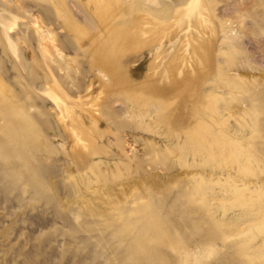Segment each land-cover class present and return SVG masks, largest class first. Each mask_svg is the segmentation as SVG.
<instances>
[{"label":"rangeland","instance_id":"374dc122","mask_svg":"<svg viewBox=\"0 0 264 264\" xmlns=\"http://www.w3.org/2000/svg\"><path fill=\"white\" fill-rule=\"evenodd\" d=\"M15 1L21 7V12L15 14L14 8H11L13 15L16 16L15 26L7 32L15 44V55L8 47L4 29L0 25V126L7 127L8 121L12 125L9 126L12 137L6 139V143L14 145V149L13 147L10 149L8 156L17 159L14 153L16 151L21 154L22 159L26 154V157L24 156L26 159L23 160L27 161H11L12 166L15 167L12 169H7L5 165L7 161H0V264H264V255L256 259L257 254L252 253L250 260L242 256L240 249L244 246L241 247L238 244V237L232 236L224 240L219 229L213 224L214 220L212 216L210 217L212 213L191 215L184 208L186 201L181 197L184 189L183 171L189 169L200 171L202 167L190 165L191 158L186 156L183 148L177 153L180 161H187L188 167L183 166L182 162H179L177 166L178 159L168 154L164 162L168 164L169 161L170 164L171 161V165L165 164L164 171L158 168V170L150 169L147 165L146 171L143 169L140 173L135 168L139 165L134 156L139 155L143 140L146 142L152 140L156 146L165 145L171 150L177 148L176 146L179 148L182 146V142L180 143L182 134L192 124L191 115L194 113L190 110L192 96L189 95L180 100L173 91H167L162 99L170 103V107L174 105L171 109L168 107L166 117L172 116L174 111L175 115L173 118H168L167 125L160 124L158 128L147 130L133 129L132 126L130 127L131 124H127L120 118V120L115 119L119 129L116 126L114 128L109 123L111 117L101 105L99 118L95 123L97 132L101 136L97 138V148L102 145L108 146L111 140L108 136L111 137L112 134L116 140L123 139L124 134H129L136 136L134 137L135 144H133L135 149H132L135 153L126 148L122 154L116 152L115 147L112 146L113 153H108L106 156L101 151L95 154L98 149L89 155L95 164H104L103 167H108L103 172L107 178L115 172L113 175L118 173L121 175V180L118 182L131 181L129 178L135 177L132 180L135 183L142 178L140 185L143 186L147 181L145 185L152 189L153 197L156 200L164 198L165 207L163 206L162 209L164 214L162 217L166 219L168 215L167 220L172 217L186 222L153 230L143 224H138L139 227L134 228L130 226L116 228L104 225L99 222L102 219L89 216L86 210L79 208L78 204L81 200L88 202V205H95L97 203L95 199L99 195L91 193L89 185L85 186L86 188L80 185L82 194L79 193V195L68 191L75 184L74 179L76 178L77 182L79 180L76 172H72L73 180L68 177L70 174L68 171L74 168L70 159L74 146L71 130L79 133L82 126L91 128L93 119L90 116L89 107L93 97L116 100L121 98L120 91L114 83L104 86L105 80H100L99 76L90 70L91 55L88 51V42L77 40L74 31L70 30L71 25L76 23L81 28L93 31V22L86 11L81 10L80 15H77L74 9L84 8L87 0ZM189 1L120 0L124 16L116 21L118 25L123 23L119 26L131 25L136 17L142 23L143 28H152L153 21L171 22L173 17L178 18L174 25L166 28L160 42L150 43L142 52L127 54L128 60L125 63L130 66L135 84L142 80L151 61L154 68L148 72L149 79L159 87L167 86L169 79L179 80L183 76L189 78L190 75L195 77L197 96L194 99L197 97L199 119L204 121L209 122V116L204 110V104L210 97L209 94L211 97L215 94L217 98L215 105L219 110L225 104L223 100L226 103H233V112L232 110L231 114L229 112L230 119L228 118L229 122L228 120L227 122L236 131H241V135L246 138L243 141V148L255 159V165L253 161L242 162L254 171L256 170V173L241 179L234 174L232 168L229 171L224 169L225 173L224 170L216 167L211 174L213 178L222 174L225 177L231 175L235 180L231 183L233 186H239L240 182L245 183L244 187L239 186L241 190L237 189L240 193L244 192L251 196L257 192L264 193V0H200L198 8L193 10L187 7ZM1 7L0 4V9ZM24 10L36 16L43 29L54 34L56 47L61 53V58L55 57L54 61L57 63H45L42 60L37 37L29 27L30 17L23 13ZM4 16L8 18L7 14ZM168 18L170 19L167 20ZM201 38L211 41L210 58L205 69L198 65L195 53L197 43ZM171 59H175L171 65H177V69L175 72L169 69L168 77L165 78V69ZM232 60L236 61L232 62ZM66 62L70 64L67 65ZM226 64L231 66L223 69V66H227ZM46 65L50 66L56 83L64 92L62 95L64 105L61 109L62 116H64L63 123L58 121L59 111L46 100L42 92L50 81ZM64 68L68 71V76L64 74ZM225 79L226 83H224ZM228 82H232L231 84L237 86L238 89L231 90ZM233 97L235 100L231 101ZM177 102L181 108L180 106L177 108L179 105ZM183 102L187 103L186 106L184 105L185 108L182 106ZM18 109H22L19 114L16 113ZM64 110L67 115H64ZM130 110L129 107L127 115L131 113ZM234 110H238L239 115L234 114L236 113ZM240 110L245 112H240ZM171 112H173L172 115ZM23 113L31 115L37 128L27 130ZM7 115L10 119L7 118L6 122L4 119ZM240 117L243 121L239 119ZM178 121L181 123L179 124ZM138 131H142V135ZM39 141L42 145L38 144ZM45 149L56 158L44 161L45 156L37 158L38 154H35L36 157H29L30 153ZM164 150L160 148V151L165 152ZM28 157L33 159L29 161ZM126 158L132 160L126 162ZM129 161L135 167L130 166ZM131 171H133L132 178L129 175ZM48 175L51 176V180L46 178ZM239 175L242 176V173ZM45 178L47 183H45ZM92 186L96 187V185ZM22 189H28L29 193H22ZM236 208L237 206H230L225 211L216 208L213 217L231 223L239 230L250 227L257 217V207L251 206L233 212ZM148 230L151 231L150 234ZM252 232L256 234L251 241L252 244L258 242L259 238H264V230L256 231L253 228ZM245 238L247 241L251 240L248 232L246 236H241L240 240H245ZM246 242L244 243L249 245ZM143 248L146 250L148 248L146 256L140 253ZM144 257L152 259L153 262Z\"/></svg>","mask_w":264,"mask_h":264},{"label":"bare ground","instance_id":"6f19581e","mask_svg":"<svg viewBox=\"0 0 264 264\" xmlns=\"http://www.w3.org/2000/svg\"><path fill=\"white\" fill-rule=\"evenodd\" d=\"M0 4L2 5L0 9V25L4 29V32H5L4 35H5L6 41L8 42V47L10 48L11 52H13L15 55V44L9 38V35L7 34V32L12 30L15 26L16 16L13 15L11 8H14L15 14H19V11L21 12V7L18 5V3L15 0H0ZM199 5H200V0H190L187 3V7L189 10L197 9ZM74 9L77 15H80L81 10L84 12L86 11L88 17L93 22V27H94L93 31L87 28H81L76 23L72 24L71 29H70L74 31L77 40H80V41L84 40L88 42V45H87L88 51L91 55L90 70H92L93 73L99 76L100 80L102 81L105 80L104 81L105 83L103 82L104 86H108V84L112 85L114 83L117 90L120 91V95H121V98L116 99V100H111L112 98L106 99V97L101 99L99 96L93 97L92 103L89 107L90 116L94 120V121L93 120L91 121V128L82 126L81 131L79 133H75L74 131L71 130L72 143L74 146H73V152L70 154V159L72 160L71 162L74 168L68 171L70 172L68 177L70 179L72 178L73 180L74 174L72 172H76L78 174L79 180L77 182L75 178L74 179L75 184L71 188H69V190L68 189L67 190L70 191L71 193L73 192L79 195V193L82 194L80 185H82L83 187L89 185L88 187L90 188L91 193H96L99 195V197L95 199V201H97L95 205H88V202L81 200V202L78 204V206L80 205L79 208L86 210L89 216L97 217V218L99 217L100 219H102L99 222L103 223L104 225L114 226L116 228H120V227L124 228L128 226L134 228L138 226V224L139 225L143 224L145 225V227L147 226L149 229L153 230L154 228H168V226L170 225H176V224L178 225V224H182L186 222L185 220H183L184 221L183 222L182 219L181 221H179L172 217L167 220V217H169L168 215L166 219H164L165 217L164 218L162 217V214H163L162 209L165 203L164 198L162 199L159 198L160 200H156L153 197L154 194H152V189H150L149 186L145 185L147 181L144 182L143 186L140 185L142 178L138 179V181L135 183L134 181L132 182V180H134L135 177L133 179L129 178V180L131 181L126 180V182H123L124 181L123 180L121 182H118V180L119 181L121 180L120 179L121 175L119 173L113 175V173L115 172L112 173V176H110V178H107L104 176L103 172L106 169H108V167L107 168L106 166L103 167L104 164L103 165H98L97 163L95 164V162L91 161L89 155L92 154L96 149H98L95 154L101 151L106 156V154L108 153H113L112 148H111L112 146L115 147L116 152L118 151L120 153L125 151L126 148L127 150L135 149L133 148V144H135L134 137L136 136L133 137L132 135H129L127 133L129 136L124 134L125 137L123 139L119 138V140L118 139L116 140L114 137H112L113 136L112 132H111L112 138L108 136L109 137L108 139H111L109 141V145L108 146L102 145L101 147L98 146L97 148V143H98L97 138L98 137L100 138L101 136H99L97 132L95 123L96 121H98L99 108L101 105L105 107L107 115L111 117L109 123H111L114 128L115 126L117 127V124H116L117 121L115 123V119L120 118L123 121L127 122V124L129 125L131 124L130 127L132 126L133 129L147 130L150 128L152 129L158 128V125L160 124L165 125L166 123H168V120H169L168 118L169 117L173 118V115H175L174 114L175 111H174V113L171 112V115L173 113L172 116L166 117V112L169 110L168 107L171 109L172 106L174 105L173 104L170 107L169 106L170 103L165 102L164 101L165 99H162L164 94H166L167 91H173L174 94L177 95L180 100H183V97H186L189 95V96H192L191 97L192 101L189 105L190 110L194 113H192L191 115L192 124L188 126L187 129H186L187 125L184 126L186 130L184 129L185 131L182 134V137H181L182 141L179 140L180 143L182 142V146L179 148L178 146L175 145L177 148L171 150L169 148H166L165 145L156 146L155 143H152V140L151 142L150 141L146 142V140H143L142 147L139 150L140 152H138L139 155L137 156L135 154L136 156H134L136 158V162L138 163L139 167L133 166V163H131V161H129L128 164L130 166L132 165V167H135L137 170H139V172L141 170L143 171V169L146 171L145 167L147 165L150 166V169L158 168L160 171L162 170L164 171L163 166L165 167V164H167L164 161H165V158L167 157L166 155L169 154L173 158L178 159L177 166H179V162L180 163L182 162L183 166L188 167L187 161H180V156L177 153L179 149L183 148L186 156H189L191 158L190 165L202 167L200 171H196V170L191 171L190 169L185 170V172L183 171L184 179L182 180V182L184 184V189L181 194V197L184 198L186 201V205H184L185 201L183 204L185 206L184 208L191 215H195L197 213L198 214L199 213H206V214L212 213L210 217L212 216V219L214 220L213 224L215 227L219 229L221 236L224 240H227L229 237H232V236L238 237L239 238L238 244L241 245V247L244 246L243 249L242 248L240 249L242 256L250 260L252 257L250 256V254L255 253L257 254L255 257L256 259L261 258L264 255V238H259L258 242H254L256 244L254 243L252 244L251 241L256 236V234L252 232L253 228L256 229V231L264 230V193L257 192L255 193V195H252V196L251 194H246L244 192L240 193L238 191L241 190L240 189L241 187H244L245 183L240 182L239 186L241 187L237 185L233 186L231 183H233L235 180L231 177V175H229L228 177H225V175L222 174L223 175V176L221 175L222 177L219 176V177L213 178V174H211V171L215 170L216 167L221 169L222 171L224 169L229 171V169L232 168L234 170V174L237 175L238 177H241V179H245V177L252 175V173L254 172L256 173V170L254 171L253 168H251L250 166L244 165L242 162V161H253V164L255 165V159H253V157L243 148V141H245L246 138L243 137L244 135L243 136L241 135V131H236L232 127V125L228 123L230 119L229 115L231 114L233 103L232 104L231 102L226 103L222 99L223 103L225 104H223V106L219 110L218 107H216L215 105L216 99H217L215 97V94H213L212 97L209 94L210 97L207 99V103L204 104L205 105L204 110L207 113V116H209V122L204 121L202 119H199V116H198L199 107H197V104H198L197 97L196 99H194L195 96H197L196 94L197 86H196L195 77L193 78L190 75L189 78L187 76H183L179 80L169 79V84L167 86L163 85L159 87L154 83V81L149 79L148 72L154 68V64L151 61L149 66L146 68L147 72L143 74L142 80L139 83L137 82L138 84H135L134 79L131 76L130 66L126 65L125 63L128 60L127 54H136V53L142 52V50H144V48H146V46H148L150 43L160 42V40L164 37L163 34L166 28L170 27L171 25H174L178 18L173 17V20L171 22H164V20L159 21V22L153 21V23H151L152 28H143L142 23L136 17L132 21L131 25L119 26V25H122L123 23H120L118 25L116 24L117 23L116 21L121 20V18H123L124 16L120 0H87V5L84 8L77 7ZM26 12H27L26 10L23 11L24 14ZM4 14H7L8 18H5ZM28 16L30 17V19H28L29 27L31 31L33 32V34L37 37L38 47L40 49V55H41L42 60L45 63H51V64H53V62L57 63L56 61H54L56 60L55 57L61 58V53L59 52V49L56 47L54 34L47 29H43L36 16L30 15V14H28ZM169 19L170 18H168L167 20ZM147 33H150V34L145 36ZM113 37H115V41L112 42ZM195 53L197 55L196 59H197L198 65L202 69H205V67H207V63L210 58L211 41L209 42L206 39L201 38L200 41L197 43ZM233 60L232 62H235L237 59L235 61ZM174 61L175 59H171L170 62L167 64L166 69H165L166 74L164 73L166 75L165 78L168 77L169 69L172 70V72L176 71L177 65L175 64L171 65V62H174ZM221 61L222 60H220V62ZM66 63L67 65L70 64L68 62ZM222 65H224L223 62H222ZM226 65L227 66H223V69L225 67L231 66V65L229 66L228 64ZM46 68L48 71L47 75L50 78V81L45 86L42 92H43V95L46 97V100H48V102H51L54 108H56L59 111L60 116L58 117V121L63 123L64 116H62L63 113L61 109L63 108L62 105H64V102L62 100V95H64V92L61 89V86L56 83V80L54 79L52 72L50 71V66L46 65ZM64 70H65L64 74L68 76V71L66 70V68H64ZM178 71L179 70H177V72ZM226 82L227 80L225 79L224 83ZM231 83L228 82L229 88L231 90L238 89L237 86H235L234 84L232 85ZM225 89H227L226 85H225ZM46 100H44V102H47ZM232 100H235L234 97L233 99H231V101ZM184 102L182 104L183 107L185 104L187 105V103H189V101L185 104ZM179 106L181 108L180 104L177 105V108ZM129 107L131 108L130 110L131 113L127 115ZM238 110H234L236 111V113L234 114L239 115L237 113ZM241 111L242 110H240V112ZM20 112H22V109H18L16 113L19 114ZM242 112H245V111H242ZM176 114H178V111ZM22 115L23 117L26 118L25 124H26L27 130L30 131L33 128H37L35 127L36 125L35 121H33L29 113L28 114L23 113ZM64 115H67L66 110H64ZM8 116L9 115H7V117L4 119L5 121L7 120ZM181 118H183V116ZM8 119H10V117ZM128 119H130V121H128ZM174 119H175V116H174ZM239 119L242 120L241 117ZM107 120L109 121V119ZM9 122L10 121L6 123L7 127L0 126V136H1L0 137V161H7L5 163L7 169H12L15 167L12 166L13 164L11 163V161H27V160H23V159H26L24 158V156L26 157V154L23 156V159L21 157V154L16 151L14 153L16 157H18L17 159H12L7 154L11 151L10 149H12V147L14 149V145L12 144L9 145L6 143V139L12 137L9 132L10 131L9 126H12V125ZM185 122L187 121L185 120ZM120 123H122V121ZM237 125L236 127H238L239 129V126ZM108 128H109V125H108ZM117 128L119 129V127ZM131 130L132 129L130 128V131ZM116 132L118 133L117 129H116ZM139 133H141L142 135V131H140ZM115 136H117V134H115ZM249 136H250V131H249ZM157 143L159 142L157 141ZM180 143H179V146H180ZM38 144L42 145L40 141L38 142ZM160 148L165 149L164 150L165 152L160 151ZM132 151L134 152V150ZM35 154L39 155V157L37 158H44L42 156H45L44 158L45 160L42 159L44 161H47L48 159L56 158L47 149L40 150L39 152H34L33 154L30 153L31 156L29 157H32V156L36 157ZM110 155L112 156V154ZM173 158H172V161H173ZM30 159L31 158H29V161H31L33 158L31 160ZM120 160H123V159H120ZM127 160H132V159L126 158V162ZM124 162L125 161H123V163ZM118 163L120 162L118 161ZM168 164H169V161H168ZM169 165H171V161ZM132 167H131V170H132ZM117 168L120 169L122 167H117ZM119 169L117 170L118 172L120 171ZM123 169H125V167ZM115 170L116 169L114 168V171ZM226 170H224V172ZM133 171L135 172L134 168H133ZM133 171L129 172L130 173L129 175H131V178H132ZM193 171H196V172H193ZM122 172L124 173V170ZM239 173H242V176H240ZM59 176H62V175H59ZM122 177H123V174H122ZM220 177L222 178V180ZM46 178H48V180H51V176L49 175ZM46 178H45V183H47ZM144 180H145V177H144ZM38 182H40V180ZM92 185H96V187ZM237 189L239 190L237 191ZM100 191L102 193H100ZM21 192L29 193L28 189H22ZM73 195L76 196V194H73ZM44 205L47 206V204H44ZM230 206L232 207L237 206V208L233 212H237L238 210L246 209L251 206H256L257 207V217L250 227L245 228L243 230H239L238 228L234 227V225L231 223H227V222L221 221L213 217L215 213L214 211L216 208H219L225 211ZM91 207L96 208V209H92ZM83 210L81 211L83 212ZM186 216L188 217V215ZM98 219L95 218V220H98ZM148 232L150 234L151 231L148 230ZM247 232L249 233L251 240L247 241L246 238L245 240H240V237L246 236ZM139 237H141V235ZM144 240L142 242H144ZM133 241H134V244H136L135 240ZM244 242L248 243L249 245H246ZM141 245L144 247L143 244ZM147 251H148V248L147 250L143 248L142 250H140V253L143 256H146ZM144 259H148V258L144 257ZM148 260L153 262L152 259L150 258Z\"/></svg>","mask_w":264,"mask_h":264}]
</instances>
